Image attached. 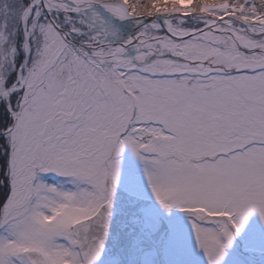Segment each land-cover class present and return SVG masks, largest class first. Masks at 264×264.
Masks as SVG:
<instances>
[{
	"label": "snow or ice",
	"instance_id": "6c2138e0",
	"mask_svg": "<svg viewBox=\"0 0 264 264\" xmlns=\"http://www.w3.org/2000/svg\"><path fill=\"white\" fill-rule=\"evenodd\" d=\"M0 264H264V0H0Z\"/></svg>",
	"mask_w": 264,
	"mask_h": 264
}]
</instances>
